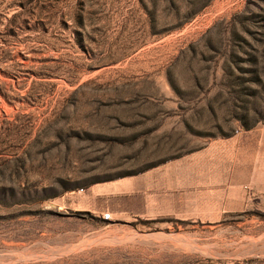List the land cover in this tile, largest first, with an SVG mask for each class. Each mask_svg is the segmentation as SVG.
<instances>
[{
	"label": "rangeland",
	"instance_id": "obj_1",
	"mask_svg": "<svg viewBox=\"0 0 264 264\" xmlns=\"http://www.w3.org/2000/svg\"><path fill=\"white\" fill-rule=\"evenodd\" d=\"M244 259L264 0H0V264Z\"/></svg>",
	"mask_w": 264,
	"mask_h": 264
},
{
	"label": "built area",
	"instance_id": "obj_2",
	"mask_svg": "<svg viewBox=\"0 0 264 264\" xmlns=\"http://www.w3.org/2000/svg\"><path fill=\"white\" fill-rule=\"evenodd\" d=\"M81 191V189H79ZM103 216L105 219H111V213L110 212H106V213H103ZM241 264H260L259 263V260H249V259H244Z\"/></svg>",
	"mask_w": 264,
	"mask_h": 264
},
{
	"label": "water",
	"instance_id": "obj_3",
	"mask_svg": "<svg viewBox=\"0 0 264 264\" xmlns=\"http://www.w3.org/2000/svg\"><path fill=\"white\" fill-rule=\"evenodd\" d=\"M73 192H76V190H73Z\"/></svg>",
	"mask_w": 264,
	"mask_h": 264
}]
</instances>
